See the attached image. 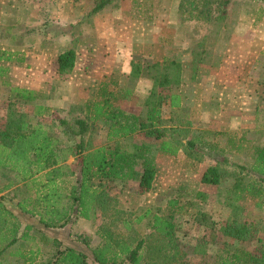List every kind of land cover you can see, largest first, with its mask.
<instances>
[{"label":"trees","instance_id":"trees-1","mask_svg":"<svg viewBox=\"0 0 264 264\" xmlns=\"http://www.w3.org/2000/svg\"><path fill=\"white\" fill-rule=\"evenodd\" d=\"M116 1L97 0L78 26L85 22L92 26L94 18ZM137 4L146 14L136 12V16L151 20L153 4L148 0L144 3L137 1ZM231 4L232 0H180L179 14L184 22H204L210 26L216 24L220 28L228 18ZM220 32L215 31V35L218 36ZM78 43V40L71 41L57 58L55 73L61 80L67 79L76 67ZM214 43H221V40L213 41L212 46L204 47L201 52H193V62L211 59L212 54L207 50L215 49ZM16 59L18 62L24 61L15 54H9V61ZM217 61L220 63L221 58H217ZM144 73L150 76L153 88L140 112L129 113L117 103L132 96ZM182 75V64L170 57L163 62L134 57L129 75L130 85L123 94L119 95L112 88L115 86L112 82L103 83L97 99L68 105L64 109L66 116L60 120V125L70 142L69 146L57 140L42 126H33L14 103H8L7 115L0 123V162L21 161L29 166H38L37 171L53 169L50 171L51 182L58 178L72 179L69 185L64 184L60 190L54 188L53 183L48 186L50 193L38 202V207L35 205L41 211L40 223L47 228H65L74 226L80 219L93 223L98 218L107 220L98 227L96 234L101 242L97 245L93 244L92 236L71 230L72 240L86 247L93 259L76 247L64 245L59 239H54L51 245L45 236L42 242L46 249L44 246L43 251L42 247L32 248V254L44 252L42 254L46 255L42 264H181L176 245L178 233L175 218L178 212H186V209L195 211L193 214L197 225L220 230L223 236L238 242L260 243V247L253 252L245 248L220 250L216 264H264V240L258 238L256 225L244 217L246 208L242 205L243 201L251 198L256 201V209L264 210V145L260 147L252 144L247 148L239 145L237 151H243L249 159L247 162L231 160L225 149H219L218 156L213 155L216 164L203 174V184L222 186L218 203L228 214L225 220H218L201 210L200 203L206 202L207 196L195 190L189 191L185 186L179 197L170 200L164 209L156 213L147 211L137 216L121 209L118 200L109 193L112 182H136L141 193L153 187L157 167L149 156L150 148L138 144V139L160 141L161 151L172 156L183 149L190 160H203L206 154L203 141L185 125L187 121L184 122L179 115L171 119L163 116L165 105L173 109L181 107ZM97 121H102L108 129L107 143L99 148L87 140L93 131L92 123ZM213 148L216 153L217 148ZM32 156L35 160H31ZM70 156L76 158L75 168L64 165ZM185 194H190L193 200L183 201L181 198ZM27 212L32 214L31 211ZM141 225L145 226L146 232H141ZM21 228L20 220L0 202V264H4L6 252L19 240L33 242L37 239L31 238L32 225H27L22 235ZM20 260L10 264L31 261L25 259L20 263Z\"/></svg>","mask_w":264,"mask_h":264},{"label":"rangeland","instance_id":"rangeland-1","mask_svg":"<svg viewBox=\"0 0 264 264\" xmlns=\"http://www.w3.org/2000/svg\"><path fill=\"white\" fill-rule=\"evenodd\" d=\"M172 1L176 0H148L155 4L154 21L152 17L147 22L130 25L125 18L135 8L134 1L117 0L94 18L92 26L88 22L78 26L97 0H0V50H18L19 55H26L29 62L24 66L19 65L22 66L26 77H43L49 88H53L56 104H61L70 95H73L76 101H84L90 94L94 98L99 93L98 88L109 82L113 76V79L120 82L124 62L122 39L132 34L133 38L128 46L130 49L133 47V53L145 50L152 53L155 61L170 57L183 65L191 63L193 75L189 77L191 76L193 83L180 88L183 98L188 99L185 106L181 104L177 110L181 119L187 121L185 125L196 134L204 130L199 127L198 104L195 105L193 99L198 78L211 76L206 66L220 67L226 60L235 61L240 66V71L233 74L234 78L231 75L229 78V72L224 71L221 78H225L227 83L220 81L232 86L219 90L215 87L214 91H210L213 93L207 104L219 109L223 106L229 107L235 114L240 111L251 115L256 122L254 127L248 123L239 126L248 139L262 144L264 87L260 82L264 79V0H232L228 18L220 28L216 24L210 26L204 22H184L179 12L176 13L175 9H172ZM217 30L221 31L218 36L215 35ZM158 35L160 43L155 40ZM219 39L221 43H214L215 49L207 50L212 54L211 59H204L201 63L193 62V52H201L204 47L212 46L213 41ZM73 40L79 41L77 65L67 79L61 80L55 73V63ZM162 42L164 45H161ZM217 58H221L220 63H217ZM18 74L20 76L22 72ZM146 76L147 73H144L141 78ZM0 78L3 81V75ZM206 87L208 88H205V92H208L210 83L206 84ZM146 89L147 87H144L143 90ZM185 99H182L183 103ZM89 100L91 101V98ZM131 101L130 98L120 102V107L129 113L140 112L141 107L133 106ZM6 103L0 106V123L5 118ZM104 132L99 122L94 123L93 133L89 134L87 140H91L94 146H101L105 140ZM59 138L62 139L63 136ZM62 140L66 142L65 138ZM215 140L227 149L229 159L249 161L244 153L231 147L234 140L226 143L223 136ZM157 161L160 163L159 173L148 192L141 193L136 182H112L109 185V193L118 200L121 209L128 210L134 216L144 215L147 211L156 213L159 209H164L170 199L179 197L184 186L189 189L198 187V175L186 167L184 155L176 158L157 156ZM68 163L71 168L76 165L74 158H70ZM211 194L214 196L215 191H211ZM192 200L188 194L183 201ZM242 205L246 208L244 217L256 225L258 238L264 240V210L256 209V201L251 198L243 201ZM200 209L213 214L218 220L226 218L225 212L220 209L215 199L201 202ZM194 212L193 209H186V212L182 210L175 218L178 233L176 245L181 264H216L220 250L234 251L235 248H245L246 251L253 252L260 247L257 241L238 242L223 236L220 230L197 225ZM106 221L103 218H98L94 223L80 221L74 224L72 230L92 236L93 244L97 245L101 239L96 232L100 224ZM145 226L141 225V232H146ZM78 248L93 259L90 251L83 245L78 244Z\"/></svg>","mask_w":264,"mask_h":264},{"label":"crops","instance_id":"crops-1","mask_svg":"<svg viewBox=\"0 0 264 264\" xmlns=\"http://www.w3.org/2000/svg\"><path fill=\"white\" fill-rule=\"evenodd\" d=\"M133 1H134L133 5L135 8H133V11L125 19H127L130 25H135L140 22H147V20L143 19V17L136 16V12L141 13L142 15L146 14L144 13L142 7L138 8L139 4H137V1L142 2L144 0H133ZM171 3H172L171 4L172 9H175L176 13L179 12L180 0L172 1ZM151 10H152V14H154L155 4L152 6ZM154 19L155 17H153L152 20L154 21ZM95 27H96V20H95ZM132 38L133 35L130 34V35H126V38L122 39L123 53H124L122 58L124 62L122 63L123 66L121 72L123 75H121L120 77L121 78L120 82L115 78L113 79L114 76L111 77L109 81L115 85L113 86V88L120 93L119 95L123 94L125 90L129 88L130 85L129 75L132 70V61L134 57L136 56L144 57L154 62H163L164 59L167 58L164 57L161 60L157 59L155 61L154 60L155 58L153 57L152 53H147L145 52V50L141 52L133 53L134 51L132 50L133 47L130 49V47L128 46ZM155 40L156 43H160L161 42L160 36L159 35L156 36ZM161 45H164V43L162 42ZM17 51L18 50L16 51L0 50V74L1 76L3 75V81L0 78V106L6 102L7 105L8 103H14L15 106L17 107V110L21 114H23L26 117V119L31 121V124L33 126H39V125L42 126L44 130L50 132V134L59 141H63L62 139L65 138L66 142L63 141L64 145L69 146L70 142L61 131V125H60V120L64 119L66 116V113L63 112L64 109H66L68 105L88 103L90 101L89 100L90 98L91 101H93L97 99L98 97L97 94L95 95L94 98H92L90 94V96L86 98L84 101L83 100L76 101L75 100L76 98H74L73 95H70L69 98H67V100H64V102H62L61 104H56L55 101L56 98L53 93V88L52 87L49 88L48 84H46L45 81L43 80V77L41 78L36 77L35 79L26 77V74L23 71L22 66H24L29 62L27 61L28 58L23 53L19 55L18 53L20 52ZM13 53H15L16 56L23 58L24 61L17 63L16 61H9L8 60L9 54H13ZM182 66H183V75H182L181 87L185 88L186 86L191 85L193 83L191 76L189 77V75H193L192 67H190L192 65L191 63H189L185 65L182 64ZM239 67L240 66H238V63H236L235 61L231 62L230 60H226L224 61V63L220 65V67L211 68L206 66V68L210 71L208 73H210L211 76L206 75L202 79L198 78L197 81L198 83L195 86L197 88V91L196 94H194L193 99L195 105L196 103L198 104L197 109L199 114L197 116L198 120L197 119L196 120L198 121L199 127H203L204 130H202V132H199V134L198 133L196 134V132L194 134L201 138V140L203 141L202 145L206 150V154H205L206 156L204 155L203 160L201 162H195L190 160L186 156L183 149L180 150L176 156H172L170 154L162 152L160 149V141L153 139L137 140L138 144H145L150 148L149 156L153 158L157 167L156 178L158 176L159 167H160V163L159 161H157V156L176 158L179 155L181 156L182 154L185 156L186 159V167H188V169H190L193 173H196L198 175V181H199L198 187H196V189L190 188L189 191L195 190L196 192L204 193L207 196L206 201L215 199L218 202L219 194L222 192V186L203 184L201 181L205 171L212 165L216 164L217 160L215 159L214 156L215 155L218 156V150L219 149L227 150L226 148H224V146L221 145V143L216 142L217 140H215V138H219L223 136L226 138V143L231 140H234L231 147L236 151L239 145L245 146L244 148L251 147L252 144L260 147L264 145V142L262 144H259L258 142H254L248 139L246 135L243 134L245 132L239 126L242 123L243 124L248 123L254 127L256 122L251 117V115H247L245 112L241 113L240 111H238V113L235 114L229 109V107L224 108L223 106L222 108L219 109V107H214V106L209 107L207 104V101L209 100L208 98L213 93L210 91H214L215 87L219 90L220 88L226 89L227 86L229 88L232 86L228 84H223L227 82L225 78H224L225 80L221 78L222 73L224 71L229 72L228 73L229 78L230 75L233 77V74L240 71ZM5 70L7 71L5 72ZM19 72H22V75L19 76L18 74ZM5 74H7V76L4 78ZM220 81H222L223 83H221ZM103 82H100V84ZM5 83L8 85H5ZM208 83H210V87L208 92H205V88H208L206 87V84ZM260 83L262 84V87H264V82L261 81ZM144 87H147V89L143 90ZM152 88H153V81L151 80L149 75L140 78V80L136 84L135 87L136 90L134 89L133 94L130 97L132 99L131 104L133 106L136 105L141 107L146 101V98L150 95ZM99 90L100 87L98 88V91ZM183 97L184 96H182V99H185ZM187 99L188 98L184 100V103L182 102V105L185 106V104L187 103ZM122 101L121 100L118 101L117 104H119ZM7 105H6L5 117L8 112ZM165 106L166 108L163 109L164 118L171 119L172 117L179 115L178 113L179 111L177 110V108L173 109L170 107V105H165ZM53 121L56 123V125L55 123H53ZM97 122H99L105 130L104 142L106 144L108 129L106 126L103 125L102 121H97ZM97 122H93L92 127L94 123L96 124ZM92 133L93 131L90 133V135ZM61 135L63 136L62 139L59 138ZM103 143H101L102 144L101 146L95 145V147L96 148L102 147L105 145V144L103 145ZM213 147L217 148L216 153H215L216 150ZM6 153H8V149L6 150ZM70 158H74V162L76 163L75 157L70 156L69 159ZM31 160H35V157L32 156ZM68 161L64 165L71 167ZM37 169L38 166L36 165L29 166L26 163L25 164L22 163L21 161L16 162V160H8L5 163L0 162V202L10 212H12L14 216L18 218V220H20V222L22 223L20 235H22V233L25 231V227L27 225H32L34 229L30 233L31 238L32 239L37 238L33 242L30 240L26 241L24 239H21L16 244L11 246L5 254V258H4L5 262L3 261L4 264L14 263L16 262V260L19 259H21L20 263H23L26 259V260H31L28 261L26 264H42V260L46 258V255L42 254L44 252H40L39 254L38 253L32 254V248L37 249L42 247V251H43L44 244L42 240L45 236L49 238L48 243L50 244L53 242L54 239H59L64 243V245L78 248L79 243L72 240V237L70 236L73 225H68L69 228H67L68 226L65 228H47L40 223L41 216L39 214L41 213V211L39 208L38 209L36 208L38 202L43 200L45 196L50 193V188L48 187L50 184L53 183L54 188H57L58 190L59 188L64 187L65 186L64 184H70V181L72 179L70 177L58 178L55 182H51L50 179L52 175L50 174V171L53 169H47L44 171H39V170L37 171ZM186 191H188V189H186ZM211 191H215L214 196L213 194H211ZM186 196L187 194H185L184 197L181 199L184 200ZM219 206L220 209L225 212L227 218L228 214L226 210H224V208L220 204ZM27 211H31L32 214L28 213ZM80 221H86V220L83 219L78 220V222ZM44 248L46 249L45 246Z\"/></svg>","mask_w":264,"mask_h":264}]
</instances>
